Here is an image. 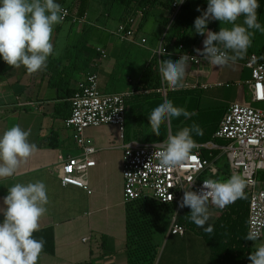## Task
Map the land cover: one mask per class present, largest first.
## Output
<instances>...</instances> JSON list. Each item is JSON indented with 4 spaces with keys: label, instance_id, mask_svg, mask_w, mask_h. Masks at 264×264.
Here are the masks:
<instances>
[{
    "label": "crops",
    "instance_id": "obj_1",
    "mask_svg": "<svg viewBox=\"0 0 264 264\" xmlns=\"http://www.w3.org/2000/svg\"><path fill=\"white\" fill-rule=\"evenodd\" d=\"M74 1L58 0L67 7ZM107 1L89 0L85 23H72L69 20L54 26V52L47 61L48 65L52 59L65 58L74 50L84 30H87L90 38L88 46L99 55L87 66L82 62L74 69L75 59H64L63 66L69 69L68 75L71 76L69 90L74 91L86 74L95 71L99 75L102 91L131 94L123 139L120 129L113 125L92 127L86 131L88 143L97 149L96 165L89 168L87 176L91 193L77 186H64L61 182L59 156L81 155L74 131L65 126V120L71 113L72 92H66L65 89L59 91L50 84L51 73L47 72V65L35 73L23 67L4 71L0 65V134L11 126L20 125L30 131L29 141L38 146V150L21 163L14 176L0 178V206H3L8 188L16 183L43 181L46 184L48 211L40 218V230L34 233L36 239L45 241L38 264H128L123 142L162 143L169 131L174 134L195 122L204 131L203 136H194L197 145L214 141L224 144L223 140H216L214 135L226 109L234 103L252 104L255 107L261 104L251 100L248 81L252 76L245 64L251 54H257L261 61L264 60V32L253 30L252 45L245 58L228 66L218 68L205 60H190L182 87L173 90L167 82H161L160 60L155 52L169 35L170 26L183 6L176 16L173 15V5L168 10L162 5L156 6L141 28L138 26L142 14L140 11L134 18L135 41L131 42L122 40L117 34L119 26L124 23V6H110ZM206 5L205 2L199 5L197 0L194 1L188 13L190 23L184 28L187 39L183 45L194 55H199L196 49L203 48L205 39V36L195 34L193 30L195 19L201 15L197 8L206 10ZM242 19L237 23H242ZM258 21L264 26V11ZM66 23H70V27L64 45L60 39ZM208 27L212 31H219L220 27L231 25L213 21ZM143 39L146 43H142ZM102 51L107 52V57L100 62ZM178 51L179 46L175 45L167 49L173 59H179ZM167 53L161 56V60L171 58ZM88 56L86 52L85 57ZM151 64L155 70L154 76L150 71ZM155 76L160 83L158 87L153 83ZM165 98L195 115L187 120L184 117L174 118L171 123L162 124V132L157 134L149 125L148 115ZM202 156L217 169L215 173H206V177L218 179L220 173L228 169L227 158L220 149L204 148ZM222 212V208L209 205L208 223L213 225ZM156 235L157 232L155 241ZM87 237L89 240L84 241ZM164 239L166 243L163 253L159 252L157 264H209V246L204 237L194 230L187 228L185 235H174L170 226ZM261 243H264V237L253 242L252 251ZM179 245L187 246V259L175 255L181 252Z\"/></svg>",
    "mask_w": 264,
    "mask_h": 264
},
{
    "label": "clouds",
    "instance_id": "obj_2",
    "mask_svg": "<svg viewBox=\"0 0 264 264\" xmlns=\"http://www.w3.org/2000/svg\"><path fill=\"white\" fill-rule=\"evenodd\" d=\"M186 0H175L184 4ZM207 8L194 21V33L205 36L203 48L196 52L214 67H225L242 60L252 45L253 30L264 32L258 21L259 0H206ZM67 10L58 0H0V59L13 68L23 67L35 73L46 67L54 52L52 34L54 26L61 24ZM242 19V23L237 21ZM219 21L231 27H220L219 31L209 29V24ZM171 57L170 53H167ZM155 55H165V49H157ZM190 56L179 59H162L159 65L161 82L176 90L188 71ZM195 113L179 107L168 98L160 102L148 115L151 129L160 134L161 126L175 119H191ZM199 124L193 122L174 134L169 131L162 143L154 145V156L165 168H177L193 159V149L198 145L194 136H203ZM30 131L14 125L0 134V178L12 177L23 161L30 158L38 146L29 141ZM159 149V150H158ZM247 177L234 173L223 181L204 180L199 191L192 190L190 183L183 188L184 195L179 208H190L187 218L209 236L214 226L209 224V203L225 208L245 197ZM49 196L43 181L16 183L8 188L0 206V264H38L45 241L36 239L34 233L40 230V218L48 211ZM207 225V226H206ZM262 233L250 228L244 236L256 242ZM249 264H264V243L258 245L248 257Z\"/></svg>",
    "mask_w": 264,
    "mask_h": 264
},
{
    "label": "built area",
    "instance_id": "obj_3",
    "mask_svg": "<svg viewBox=\"0 0 264 264\" xmlns=\"http://www.w3.org/2000/svg\"><path fill=\"white\" fill-rule=\"evenodd\" d=\"M183 5L174 2V16ZM62 7L67 10L63 22L87 21L86 16L78 17L71 13L69 7ZM134 23L135 20L130 19L128 23L119 26L117 34L122 40L135 41ZM142 43H146V40L143 39ZM159 49H165L163 42ZM184 54L189 55L192 62L204 60L181 44L177 56L180 58ZM106 57L107 52L102 51L99 61ZM159 60L161 62V55ZM245 65L251 70L252 78L248 81L251 100L254 103H264V62L257 54H251ZM130 96L128 92L102 91L99 75L95 71L86 74L78 83L76 92L71 98V113L65 120V126L74 131L75 142L81 149V155L59 156L58 164L62 167L61 182L64 186L73 185L84 188L89 193L92 192L87 176L89 168L96 165L97 149L88 143L86 131L92 127L113 125L120 129L123 139ZM214 137L216 140H223L224 144L214 141L198 145L193 151L195 160L191 159L177 168H165L159 164L154 156L157 151L154 147L156 144L123 142L124 202L152 198L160 203L174 204L171 233L185 235L187 227L179 222V214L182 210L179 208V202L184 195L182 187L187 188L191 183L192 190L199 191L204 180L212 179L205 174L215 173L217 169L210 160L202 156V149L218 148L227 158L228 169L221 172L218 179L212 180L223 181L234 173L247 177L245 192L250 195L248 231L250 228H256L264 233V187L260 186L258 179V173L264 171V109L252 104H231L226 109ZM209 205L215 206L211 202ZM263 237L264 235L261 239ZM88 240L89 237L84 239V241Z\"/></svg>",
    "mask_w": 264,
    "mask_h": 264
},
{
    "label": "trees",
    "instance_id": "obj_4",
    "mask_svg": "<svg viewBox=\"0 0 264 264\" xmlns=\"http://www.w3.org/2000/svg\"><path fill=\"white\" fill-rule=\"evenodd\" d=\"M194 1L186 0L181 13L177 15L171 24L170 33L163 42L166 50L172 45L180 46V44L186 42L187 33L184 28L190 23H188V13L192 10ZM107 2L110 6L114 4L124 6V23H128L130 19L137 18L138 13L141 11L142 16L138 25L141 28L156 6L162 5L168 10L171 9L175 0H165L164 2H159V0H108ZM197 2L202 5L205 0H197ZM259 3L258 20L264 11V0H259ZM88 4L89 0H75L69 8L73 15L83 17L88 12ZM205 7L207 8V5ZM88 35V31L84 30L71 53L66 55L65 58L52 59L47 65V72L51 73L50 84L59 91L63 89L66 92L71 91V96L74 95L77 88L74 91L69 90L71 76L68 75L69 69L63 66V61L73 57L75 60L72 69H74V66L78 67L79 63L82 62H85L87 66L92 59L99 55L96 50L88 46L90 39ZM86 52L89 53L88 57H85ZM0 65L4 71L13 68L2 59H0ZM151 67L152 70L150 71L154 76L155 70L152 64ZM151 72H149L150 76H152ZM153 83L154 86H159L160 83L157 76L154 77ZM131 99L132 97L130 96L128 105ZM258 179L260 186L264 187V171L258 173ZM249 204L250 195L245 192L243 199H238L233 204L222 208L221 216L213 224L214 233L211 236L205 234L204 231H201L194 223L190 222L187 218L190 213V208L188 207L181 210L179 222L204 237L210 249L209 264H249L248 257L252 252L253 241L244 238L248 232ZM126 205V253L128 264H157L159 245L155 241V234L165 216L172 219L175 205L160 203L152 198H142L126 203Z\"/></svg>",
    "mask_w": 264,
    "mask_h": 264
},
{
    "label": "rangeland",
    "instance_id": "obj_5",
    "mask_svg": "<svg viewBox=\"0 0 264 264\" xmlns=\"http://www.w3.org/2000/svg\"><path fill=\"white\" fill-rule=\"evenodd\" d=\"M60 24L56 25V26H59ZM70 23H66L63 25V30H62V37H61V41H63L64 45L66 44L67 42V39H66V35H67V30L69 29V26ZM55 26V27H56ZM261 109H264V103H261L259 104V106H257ZM170 226H171V219H169V217L165 216L162 220V223L160 224L158 230H157V235H156V242L159 243V252L160 254L163 253V250H164V246H165V234L167 233V231L170 229ZM178 247H181V252H177L175 255L176 256H179L181 255L182 257H184L185 259L188 258V252H186L187 250V246L186 245H179ZM187 261V260H186Z\"/></svg>",
    "mask_w": 264,
    "mask_h": 264
},
{
    "label": "snow or ice",
    "instance_id": "obj_6",
    "mask_svg": "<svg viewBox=\"0 0 264 264\" xmlns=\"http://www.w3.org/2000/svg\"><path fill=\"white\" fill-rule=\"evenodd\" d=\"M193 160H195V157H193Z\"/></svg>",
    "mask_w": 264,
    "mask_h": 264
}]
</instances>
